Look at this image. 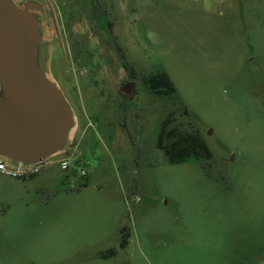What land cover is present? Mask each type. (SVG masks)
Here are the masks:
<instances>
[{"label": "rangeland", "instance_id": "374dc122", "mask_svg": "<svg viewBox=\"0 0 264 264\" xmlns=\"http://www.w3.org/2000/svg\"><path fill=\"white\" fill-rule=\"evenodd\" d=\"M33 1L76 126L36 174L0 172V264H264V0ZM160 69L191 116L143 85ZM168 116L206 169L157 147Z\"/></svg>", "mask_w": 264, "mask_h": 264}, {"label": "water", "instance_id": "95a60500", "mask_svg": "<svg viewBox=\"0 0 264 264\" xmlns=\"http://www.w3.org/2000/svg\"><path fill=\"white\" fill-rule=\"evenodd\" d=\"M52 33L41 3L0 0V158L12 163L41 164L65 149L76 126L71 103L46 68Z\"/></svg>", "mask_w": 264, "mask_h": 264}, {"label": "trees", "instance_id": "16d2710c", "mask_svg": "<svg viewBox=\"0 0 264 264\" xmlns=\"http://www.w3.org/2000/svg\"><path fill=\"white\" fill-rule=\"evenodd\" d=\"M141 80L149 93L159 98H170L177 103L175 105L184 106L181 95L168 71L160 69L148 75H142ZM183 111L185 115L191 116L187 107L184 106ZM157 147L164 152L170 164L199 161L203 169H206V163L213 159V152L202 133L192 124L176 123L172 116H168L161 122ZM121 233V246L126 247L130 237L129 228L124 227ZM116 254L117 250L111 249L103 254V257L107 258Z\"/></svg>", "mask_w": 264, "mask_h": 264}, {"label": "built area", "instance_id": "2783aa9c", "mask_svg": "<svg viewBox=\"0 0 264 264\" xmlns=\"http://www.w3.org/2000/svg\"><path fill=\"white\" fill-rule=\"evenodd\" d=\"M60 163H61V167L66 170H68L71 166L69 159H62L60 160ZM39 168H40V164H35V165L16 164L7 161L4 158H0V172H4L10 176H14L17 178H25L33 174H36ZM81 174L83 176H86L87 169L81 168Z\"/></svg>", "mask_w": 264, "mask_h": 264}, {"label": "crops", "instance_id": "0c3cea01", "mask_svg": "<svg viewBox=\"0 0 264 264\" xmlns=\"http://www.w3.org/2000/svg\"><path fill=\"white\" fill-rule=\"evenodd\" d=\"M47 55H48V54H47ZM50 74H51V76L53 77V79L58 83V81L55 79V77L53 76V74H52V73H50ZM58 84H59V83H58ZM59 86H60V85H59ZM50 159H51V158L47 159L46 161L42 162L41 164H43V163L49 164V163H50V162H49ZM63 159H67V158H63ZM61 160H62V159H61ZM41 164H40V168L42 167ZM46 164H45V165H46Z\"/></svg>", "mask_w": 264, "mask_h": 264}, {"label": "flooded vegetation", "instance_id": "af4514ba", "mask_svg": "<svg viewBox=\"0 0 264 264\" xmlns=\"http://www.w3.org/2000/svg\"><path fill=\"white\" fill-rule=\"evenodd\" d=\"M44 13H45V11H44ZM46 14V13H45Z\"/></svg>", "mask_w": 264, "mask_h": 264}]
</instances>
